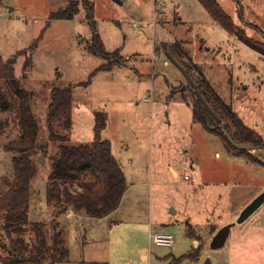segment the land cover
<instances>
[{"label": "rangeland", "instance_id": "obj_1", "mask_svg": "<svg viewBox=\"0 0 264 264\" xmlns=\"http://www.w3.org/2000/svg\"><path fill=\"white\" fill-rule=\"evenodd\" d=\"M90 1L94 3L92 19H88L83 5L73 19H54L52 15L66 9L69 0H0V52L3 66L11 70L10 75L0 76V90L11 105L5 110L0 104V196L9 190L17 177L14 159L20 156L7 151L6 145L23 134L18 98L8 92L7 81L13 77L21 89L30 94L32 111L39 125L35 152L31 155L36 163V173L31 182L29 218L32 222L46 223L49 243L57 231L62 230L67 246L69 242L73 250V258H86L83 242L93 237L88 230L89 222L75 219L82 213L71 209L57 216L56 206L47 202V188L51 184L52 160L59 145L91 143L95 113L100 111L109 116L102 137L112 143L117 157L124 153L135 159L136 167H125L130 184L129 197L121 212L112 219L118 220V225L122 226L118 229L110 227L104 237H97L98 242L89 243L87 254L95 250L111 264H171L175 257L187 250L186 234L189 231L193 240L189 248L195 254L191 259L199 257L204 262L210 257L213 264H264V206L244 223H237L241 211L247 206L240 209L246 202L247 193L264 180V167L247 164L243 157H230L228 150L249 158L233 149L223 135L210 134L203 126L194 123L186 105L172 101L175 96L179 100L180 94L190 102L195 101L193 89L183 81L184 75L179 67L173 63L165 65L166 56L156 54L153 48L157 37L173 35L178 40H186L190 56L201 66L216 92L262 136L264 56L241 42L236 33L229 35L199 0H180L178 3L164 0L160 7L155 0H123L124 5L114 0ZM217 2L234 20L236 28L243 29L247 37L264 44V0ZM135 4L146 10L147 23L133 12ZM240 8L242 19L238 16ZM176 11L183 21L190 22L191 31L179 21L171 24L178 20ZM155 20L162 22L154 25ZM92 22L106 50H121L126 66L112 72H96L108 61L88 50L93 42ZM160 25L165 26L162 27L164 30ZM214 44L222 47L218 56L208 52ZM137 52L148 56L146 62L135 56ZM186 65L192 68V79L200 81L199 72L202 71L194 69L189 62ZM55 86H72L74 91L71 127L66 128L63 121H56L53 126L56 135L68 136L64 140H52L47 124L51 91ZM147 97L153 103L144 102ZM164 105L176 111L172 112L171 124L165 113L169 109L164 110ZM228 123L224 125H230ZM258 123L260 127L255 125ZM151 136L158 144L159 140L161 144L165 142V148L162 146L160 154L157 152L152 158L150 152L139 145L140 140H150ZM126 145L129 149L125 148ZM216 151H220V159L215 157ZM249 153L264 161L263 150L252 149ZM41 155L43 163L39 159ZM166 160L178 168L176 183ZM186 164H195L202 177L207 173L204 178L208 185H203L201 177L187 173ZM186 175L195 181L186 180ZM218 196L223 199L218 203L217 213L210 216L211 208L205 212V205H214L213 200L217 201ZM175 210L179 212L177 215ZM54 219L60 223L58 228L52 225ZM174 220L177 224L171 225ZM1 224L0 221V234ZM228 224H231V233L225 246L210 249L214 235ZM150 230L172 233L177 247L153 245ZM26 239L33 241L34 234H28ZM142 247L149 248L148 255L139 250Z\"/></svg>", "mask_w": 264, "mask_h": 264}, {"label": "trees", "instance_id": "obj_2", "mask_svg": "<svg viewBox=\"0 0 264 264\" xmlns=\"http://www.w3.org/2000/svg\"><path fill=\"white\" fill-rule=\"evenodd\" d=\"M199 2L208 10L212 18L229 33H236L235 35L241 42L264 56V44L247 37L243 29L236 28L234 20L224 11L217 0H199ZM237 4L240 6V3ZM80 5H83L87 10L88 19H92L94 3L90 0H69V6L58 11L52 17L54 19H73L80 12ZM238 16L240 19L243 18L241 8L238 10ZM92 27L94 30L93 42L88 50L108 61L107 64L101 65L96 72L110 71L113 66L121 64L123 61L120 50L108 52L93 22ZM236 29H238L237 32ZM173 48H180V45ZM169 52L171 55L174 54L173 50ZM115 60L116 63H111ZM181 65L192 78V68L186 64L181 63ZM192 67L198 70V67L193 64ZM10 71L7 66H3L0 52V76L10 75ZM199 73L201 80L195 81V83L220 121L210 115L193 90L195 101L192 100V106L195 121L211 132L223 135L225 141L235 150L238 149L230 143L226 133H229L239 145L264 150V138L254 129L245 125L232 106L225 103L212 84L201 72ZM7 83L9 84L8 92L18 98V114L23 134L20 139L9 142L5 148L7 151L20 154V156L14 159L17 177L9 190L0 196V221L2 222L0 264H57L64 262L69 259V249L62 230H58L53 241L49 243L45 232L46 223L32 222L29 218L31 182L36 173V163L31 155L32 152H35L39 125L32 111L30 94L21 89L19 82L13 77ZM73 92L72 86L52 88L51 103L47 115V124L52 140L68 138V136L56 135L53 126L56 121H63L66 128L71 127ZM185 99L188 100L187 97ZM0 104L2 109L11 108L1 90ZM107 120L106 112L95 114L94 139L91 143L59 145V151L52 160L53 169L49 177L51 184L47 188V202L56 206L57 216L63 215L71 209L89 217L103 218L120 206L128 182L124 169L113 154L112 143L102 137L107 128ZM227 121L230 125H224ZM238 151L247 155L251 160L264 165V161L254 158L249 153L250 151ZM59 224L54 219L52 225L58 228ZM188 226L191 230V225ZM31 233L34 234L33 241L26 239V236ZM187 236L190 238L192 233L188 231ZM2 238L3 242H1ZM194 255L192 252L184 255L181 259L194 257Z\"/></svg>", "mask_w": 264, "mask_h": 264}, {"label": "crops", "instance_id": "obj_3", "mask_svg": "<svg viewBox=\"0 0 264 264\" xmlns=\"http://www.w3.org/2000/svg\"><path fill=\"white\" fill-rule=\"evenodd\" d=\"M123 1V0H122ZM129 1H131V2H133L132 0H129ZM173 1H175L174 3H178V2H180V0H173ZM182 1V0H181ZM155 2H156V0H155ZM121 5H124V3H122ZM161 6H162V4H161ZM165 6H166V4H165ZM174 7H178V6H174ZM163 8V7H162ZM132 10H133V12L139 17V18H141L142 19V21H145V23H147L148 21H147V19L149 18V17H146L147 16V14H146V10L145 9H143L142 8V6H139V5H137V4H135V5H133L132 6ZM161 11H162V9H161ZM164 9H163V11L161 12V14H164ZM178 15V20H176L175 19V21H172V23L171 24H177L176 23V21H179V23L180 24H182V26H185V27H190L191 25H190V22L189 21H183V18H182V16H180L179 15V13L176 11V13H175V15ZM174 19V18H173ZM159 22H162V21H156L155 20V22H153V24L154 25H158L159 24ZM138 26H139V23H138ZM143 27V26H142ZM161 29H163V28H165V26L164 25H160L159 26ZM163 27V28H162ZM188 27V30L189 31H191V28H189ZM221 28H224L223 26L221 27ZM144 29V28H143ZM225 29V28H224ZM164 30V29H163ZM225 31L230 35V33L225 29ZM154 32H155V29H154ZM233 35V34H232ZM234 36V35H233ZM179 38V37H178ZM177 45H180V48H176V49H174L173 47H175V46H177ZM222 49V47H220V45L219 44H214L211 48H209L208 49V52L209 53H213V54H216L217 56H218V54L217 53H219L220 51L219 50H221ZM118 50V49H117ZM153 50H154V52L156 53V54H161V53H163L165 56H166V60H165V65H168V64H171V63H173V61L170 59V57L172 58V59H174L178 64H180L181 65V63L182 64H187L188 62L190 63V64H193V65H195L196 67H198V70L199 71H202V69H200L201 68V66L198 64V63H196L194 60H193V58L190 56V52H189V50H188V48H187V42H186V40H178L177 38H174V36L172 35L171 37H167V36H164L163 38H158L157 37V39L155 40V46H154V48H153ZM170 50H173V52H174V54L173 55H171L170 54ZM175 50H177V51H175ZM203 49H201V51H202ZM138 54H136L135 56L138 58V59H140V61H142V62H146L145 61V57L147 58L148 56H146L145 54H143V53H141V52H137ZM201 53H203V51L201 52ZM120 56H122L123 57V59H124V62L123 63H121L120 65H116V66H114V67H112L111 68V70L110 71H106V72H112L114 69H120V68H122V67H124V66H126L125 65V63H126V61H125V57L121 54V50H120ZM127 59H128V56H127ZM205 59H208V57L207 56H205ZM170 61V63H169V61ZM173 65H175L174 63H173ZM182 66V65H181ZM183 67V66H182ZM185 69V68H184ZM139 75H141V73L139 72V70L136 68V70H135ZM186 71V70H185ZM202 74H204L205 75V73L202 71ZM184 75V74H183ZM205 77H206V75H205ZM184 79L185 80H183V81H186L188 84H189V82L187 81V79H186V77L184 76ZM206 79H207V77H206ZM208 80V79H207ZM209 81V80H208ZM180 82H182V81H180ZM130 85H131V82L129 83ZM190 85V84H189ZM172 88H174L173 86H172ZM178 99V96H175V97H173V99H172V101H178V103H180V104H182V105H186V107H188V109H189V112L191 113V115H192V119L194 120V123H196V124H199V125H201V126H203L202 124H200V123H198V122H196L195 121V118H194V115H193V106H192V102H190L189 100H187V99H185L184 97H183V95L182 94H180V98H179V100H177ZM144 102H146V103H153V100L151 99V98H145L144 99ZM137 105L139 106V102L137 103ZM165 106V105H164ZM232 106V105H231ZM166 108H168L169 110H167V111H165V113L167 114V116L169 117V123L171 124L172 123V120H171V115H172V112H176V111H172L169 107H166L165 106V108H164V110H166ZM232 108H233V106H232ZM72 112H73V107H72ZM100 112V111H99ZM235 112L239 115V117H241L242 118V120H243V122H244V117H242L241 116V114L238 112V111H236L235 110ZM97 113V112H96ZM95 113V114H96ZM107 113V112H106ZM108 114V113H107ZM109 117V116H108ZM73 120V119H72ZM245 123V122H244ZM107 125H108V120H107ZM245 125H247L246 123H245ZM257 127H260V124L258 123V124H255ZM248 127H250L249 125H247ZM203 128H204V130L206 131V132H211V131H209L205 126H203ZM250 128H252V127H250ZM256 132H258L259 134H260V132L259 131H257V129H255V128H253ZM210 134H212V132L210 133ZM261 135V134H260ZM262 136V135H261ZM263 138H264V136H262ZM104 139V138H103ZM160 141L161 140H159V144H158V142L156 143L155 142V137L153 136H151L150 137V140H145V139H142V140H140V142H139V145H140V147L143 149V150H146V151H148V152H150V157L152 158L153 157V155L154 154H157V152H159V154H160V151H161V147L162 146H164V143L165 142H163L162 144L160 143ZM125 148L126 149H129V146L128 145H126L125 146ZM164 148H165V146H164ZM158 150V151H157ZM163 151H164V149L162 150V154H163ZM264 151V150H263ZM186 153H189L188 151H186ZM113 154H114V152H113ZM158 154V155H159ZM227 154L230 156V157H243V159L245 160V162L247 163V164H251V165H253V166H255V165H257L256 166V168H260V166H262V167H264V165L262 164V163H259V162H256V161H253V160H251V159H249V158H246L245 156H240V155H237V154H232V153H230L229 152V150H228V152H227ZM114 156L117 158V160L120 162V164H121V166H122V168L124 169V172H125V167L127 166V165H130L131 167H136V163H135V159H130V157H128L127 155H125L124 153H121L120 154V156H116L115 154H114ZM161 157H163V162L165 161V158H164V155H162ZM215 157L216 158H218V159H220L221 157H222V155H221V153H220V151H216V153H215ZM167 161V160H166ZM168 162V164H166L167 165V168L171 171V173H172V177H173V181H174V183H176V180H178V178H179V171H178V168L174 165V164H172V162H169V161H167ZM186 172L187 173H193L194 175V177H201V179L202 180H204V182L202 181V183H203V185L204 184H206L207 182H206V180H205V178L204 177H207L208 176V174L207 173H204V176L202 177L201 176V172H200V169L199 168H197V166L194 164V165H189V164H186ZM152 174V173H151ZM125 175H126V172H125ZM158 175V177H159V174H157ZM126 178H127V182H128V177H127V175H126ZM221 184H222V182H220ZM241 183H239V184H236L235 186H237V185H240ZM206 185H208V184H206ZM129 189H130V184H129V182H128V187H127V190H126V192H125V195H124V197H123V200H122V202H121V204H120V206L115 210V211H113L112 213H110L109 215H107V216H105V217H103V218H94V217H89V216H86V215H78V216H76L75 217V219H78V220H83L84 222L85 221H88L89 222V224H88V230L89 231H91V235L93 236L90 240H84V242H83V252H85V256H86V258H85V260L84 259H81V258H79L78 259V257L75 259V258H73V256H72V254H73V250H72V248L69 246V242H68V249H69V259L67 260V261H64V262H60V263H57V264H88V263H104V264H111L110 263V261L109 260H107V259H104V258H101V256H100V254H98L95 250H92V252L91 253H88L87 254V247H88V244L89 243H92V242H98V240H97V237L98 238H100V237H104L105 235H106V233L108 232V230H109V228L110 227H112L113 229H118L119 227H121L122 225H118V220H117V222L116 221H113L112 219L114 218V217H116V214H118L119 212H121V210H122V208H123V205H124V203L126 202V199L129 197ZM261 193H264V180L260 183V185H254V189H252L249 193H247V197H246V202H244V205L240 208V209H243V207H245L246 205H248L251 201H253L258 195H260ZM223 198H222V196H218V202L217 201H215V200H213L214 202H213V204L215 205H212V204H206L205 205V209H204V211L206 212V211H208L209 212V210H210V216L211 215H215L216 213H217V210H218V203H219V201H221ZM262 206H264V203L262 204ZM261 206V207H262ZM209 207L211 208V209H209ZM209 209V210H208ZM174 213L177 215L179 212H178V210L176 211H174ZM82 221V222H83ZM174 222V223H173ZM173 222H171V225H176L177 223L175 222V220L173 221ZM121 223H123V222H121ZM189 224H191V223H189ZM151 234H153V232H152V230H150L149 231V238H150V236H151ZM193 243V240L192 239H190L188 236H187V234H186V247H187V250L184 252V253H181L177 258L175 257L172 261H171V264H184V263H186V262H188L189 261V263H186V264H203V261H201V259L200 260H198L197 258H194V259H191V258H185L184 260H182L181 258L184 256V255H187L188 253H191L192 252V249H190L189 248V246L191 245ZM177 247V246H176ZM176 247H174V248H176ZM144 248V249H143ZM173 248V249H174ZM186 249V248H185ZM210 249H211V247H210ZM140 251H142V252H144V254L145 255H148V253H149V248L148 247H142L141 249H139ZM169 257V256H168ZM168 257H166V258H168ZM170 258V257H169ZM178 261V262H177ZM180 261V262H179Z\"/></svg>", "mask_w": 264, "mask_h": 264}, {"label": "water", "instance_id": "obj_4", "mask_svg": "<svg viewBox=\"0 0 264 264\" xmlns=\"http://www.w3.org/2000/svg\"><path fill=\"white\" fill-rule=\"evenodd\" d=\"M115 2H118L120 5L123 3L122 0H114ZM170 59L173 61V63H175V65H177L179 67V69L183 72L184 76L186 77L187 81L189 82L191 88L194 90L197 98L200 100V102L202 103V105L204 106V108L210 113L211 116H213L217 121H220V118L215 114V112L213 111V109L209 106V104L207 103V101L205 100V98L203 97V95L201 94V92L199 91L197 84L195 83V81L187 74V72L185 71V69L178 64L174 59H172L170 57ZM226 136L228 138V140L230 141V143L238 150H248L251 151L252 149L250 147L244 146V145H239L238 143L235 142V140L233 139V137L229 134L226 133ZM40 161L43 163L44 157L41 155L40 156ZM264 203V193H261L260 195H258L253 201H251L240 213L238 219H237V223L241 224L244 223L255 211H257L262 204ZM231 233V224L225 225L223 226L220 230L217 231V233L214 235V237L212 238V241L210 243V247L213 250L216 249H221L222 247L225 246L229 236ZM198 260H200V258H197ZM203 264H213V261L210 257H207Z\"/></svg>", "mask_w": 264, "mask_h": 264}, {"label": "built area", "instance_id": "obj_5", "mask_svg": "<svg viewBox=\"0 0 264 264\" xmlns=\"http://www.w3.org/2000/svg\"><path fill=\"white\" fill-rule=\"evenodd\" d=\"M158 7L161 6L162 3H164V0H156ZM157 8V5H156ZM134 26H138V23H134ZM186 180H190L191 182H194L195 179L191 178V176L186 175ZM150 240L153 245L161 246V247H168V248H174L176 247V240L175 236L172 233L167 232H156L151 234Z\"/></svg>", "mask_w": 264, "mask_h": 264}]
</instances>
